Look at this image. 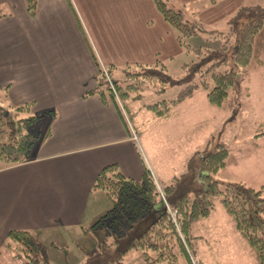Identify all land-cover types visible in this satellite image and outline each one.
Here are the masks:
<instances>
[{
    "label": "crops",
    "instance_id": "obj_1",
    "mask_svg": "<svg viewBox=\"0 0 264 264\" xmlns=\"http://www.w3.org/2000/svg\"><path fill=\"white\" fill-rule=\"evenodd\" d=\"M175 1L206 27L245 4ZM183 52L153 0H37L32 16L26 0H0V104L54 113L40 120L47 128L39 135L48 136L33 145L27 162L0 163V247L11 230L34 233L50 250L52 237L103 233L90 228L110 204L92 186L108 165L134 180L147 168L159 188L167 185L170 176L155 173L140 135L127 132L118 109L86 95L97 86L99 65L165 64Z\"/></svg>",
    "mask_w": 264,
    "mask_h": 264
},
{
    "label": "trees",
    "instance_id": "obj_2",
    "mask_svg": "<svg viewBox=\"0 0 264 264\" xmlns=\"http://www.w3.org/2000/svg\"><path fill=\"white\" fill-rule=\"evenodd\" d=\"M26 1L27 12L32 16L37 0ZM153 1L163 20L175 32L178 45L186 52L193 51L197 57L196 62L183 65L186 72L183 79H172L165 64L159 60L152 65H136L137 72L126 74L127 77H141L158 92H164L168 84H185L174 99L147 106L155 117H169L173 108L192 97L197 89L206 92L209 105L221 108L230 90L239 85L238 69L253 62L264 63L260 59L264 53V6L239 7L227 19L232 31L225 34L208 29L195 13H188L186 4L175 0ZM220 1L206 0L209 6ZM250 10L252 17L240 22L242 14ZM200 34L207 35L208 43L219 42L215 46L190 49L187 41ZM130 68L126 66L127 70ZM110 70L108 67L107 75ZM98 72L97 86L86 96L98 95L104 104H113L131 134L121 112L123 105L119 93L122 88L110 80L111 87L102 69ZM99 77L103 78L105 90H99ZM129 89L131 86L124 90ZM126 95L124 91L121 93V96ZM31 106L0 104V163L4 167L27 162L33 145L48 136V133L43 136L30 133L28 129L45 115H54L53 111L33 115ZM227 156L228 150L223 144L196 151L186 160L184 173L161 188L147 168L139 180H134L125 177L115 164L104 167L97 174L92 190L102 191L110 208L90 231H102L106 238L101 240L99 252L80 264H124L131 251L140 253L141 264H179L180 259L186 264H198L192 254L191 226L210 216L216 198L231 218L235 231L251 250L256 264H264V185L254 189L239 182L221 188L214 175L225 167ZM34 242L35 235L30 231H9L0 247L1 264L13 261L43 264L33 254Z\"/></svg>",
    "mask_w": 264,
    "mask_h": 264
},
{
    "label": "rangeland",
    "instance_id": "obj_3",
    "mask_svg": "<svg viewBox=\"0 0 264 264\" xmlns=\"http://www.w3.org/2000/svg\"><path fill=\"white\" fill-rule=\"evenodd\" d=\"M244 1L242 6H264V0ZM236 10L207 28L230 33L232 28L226 21ZM252 15L251 10L245 12L240 22L247 21ZM218 42L212 40L208 43L207 35L200 34L190 38L187 44L193 50L206 45L215 46ZM260 59L264 62V53ZM196 61L193 51L184 50L165 62L167 73L172 79H183L186 76L183 65ZM129 66V70L126 65L110 70L106 80L122 88L121 93H127L126 96L119 93L124 117L131 133L140 135L139 142L159 178L170 176L169 181H165L169 184L174 177L184 173L186 160L196 151L223 144L228 150L226 164L214 175L220 187L239 182L254 189L264 185V63L253 62L248 67L238 69L239 85L230 90L221 108L209 105L206 92L197 89L192 97L173 108L168 118L155 117L147 106L174 99L185 84H168L164 92H158L141 77H127V73L138 71L136 65ZM103 68L107 72L108 67L103 65ZM99 85V90L106 89L101 77ZM126 86H131V89L124 90ZM46 128L44 119L32 124L28 131L43 134ZM190 236L193 238L192 254L198 264H256L251 250L235 231L231 218L217 198L210 216L191 226ZM103 238H106L104 233L73 238L71 241L67 237H52L55 246L52 250L41 241L34 242L32 250L43 264H80L99 252ZM13 262L10 264H18ZM124 264H141L140 253L131 251ZM179 264L186 262L180 259Z\"/></svg>",
    "mask_w": 264,
    "mask_h": 264
},
{
    "label": "built area",
    "instance_id": "obj_4",
    "mask_svg": "<svg viewBox=\"0 0 264 264\" xmlns=\"http://www.w3.org/2000/svg\"><path fill=\"white\" fill-rule=\"evenodd\" d=\"M101 69H102V71H103V73L105 74V76L107 75L106 74V71L104 70V68H103V66L101 65Z\"/></svg>",
    "mask_w": 264,
    "mask_h": 264
}]
</instances>
